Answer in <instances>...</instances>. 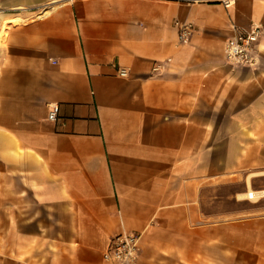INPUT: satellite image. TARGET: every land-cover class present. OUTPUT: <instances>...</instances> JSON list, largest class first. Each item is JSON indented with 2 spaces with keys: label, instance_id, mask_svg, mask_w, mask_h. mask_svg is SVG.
Listing matches in <instances>:
<instances>
[{
  "label": "crops",
  "instance_id": "1",
  "mask_svg": "<svg viewBox=\"0 0 264 264\" xmlns=\"http://www.w3.org/2000/svg\"><path fill=\"white\" fill-rule=\"evenodd\" d=\"M253 22L257 65H232L225 40ZM249 188L264 190V0H0V264H116L127 232L133 264H233L234 241L264 264Z\"/></svg>",
  "mask_w": 264,
  "mask_h": 264
},
{
  "label": "built area",
  "instance_id": "2",
  "mask_svg": "<svg viewBox=\"0 0 264 264\" xmlns=\"http://www.w3.org/2000/svg\"><path fill=\"white\" fill-rule=\"evenodd\" d=\"M228 3V1H224ZM193 30L191 22L184 21L178 25V39L185 43ZM262 33L259 23L253 22L247 29H239L232 36L228 37L224 43V55L226 60L235 66L255 67L258 62L257 43ZM121 75H125L124 69L120 70ZM58 105L52 104L48 113V118L56 119ZM140 234L135 232L120 233L112 240L109 249L105 253V258L116 264H133L139 255Z\"/></svg>",
  "mask_w": 264,
  "mask_h": 264
},
{
  "label": "rangeland",
  "instance_id": "3",
  "mask_svg": "<svg viewBox=\"0 0 264 264\" xmlns=\"http://www.w3.org/2000/svg\"><path fill=\"white\" fill-rule=\"evenodd\" d=\"M252 199H256V198H252ZM239 248H240V242L234 241L233 242V250H234L233 264H246L247 259L242 258L241 252H236V250H238Z\"/></svg>",
  "mask_w": 264,
  "mask_h": 264
},
{
  "label": "bare ground",
  "instance_id": "4",
  "mask_svg": "<svg viewBox=\"0 0 264 264\" xmlns=\"http://www.w3.org/2000/svg\"><path fill=\"white\" fill-rule=\"evenodd\" d=\"M264 194V190L262 191H254L253 189L249 188V190L247 191V193L243 194L241 196H246V197H250V198H257V196L259 197L260 195Z\"/></svg>",
  "mask_w": 264,
  "mask_h": 264
}]
</instances>
